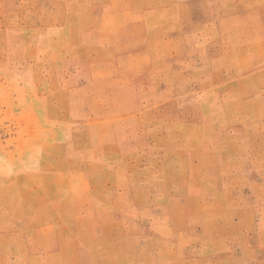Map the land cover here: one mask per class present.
Masks as SVG:
<instances>
[{"label":"rangeland","instance_id":"obj_1","mask_svg":"<svg viewBox=\"0 0 264 264\" xmlns=\"http://www.w3.org/2000/svg\"><path fill=\"white\" fill-rule=\"evenodd\" d=\"M0 264H264V0H0Z\"/></svg>","mask_w":264,"mask_h":264}]
</instances>
